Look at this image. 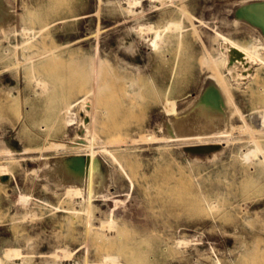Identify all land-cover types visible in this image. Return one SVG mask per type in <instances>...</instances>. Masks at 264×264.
I'll use <instances>...</instances> for the list:
<instances>
[{"label": "rangeland", "instance_id": "374dc122", "mask_svg": "<svg viewBox=\"0 0 264 264\" xmlns=\"http://www.w3.org/2000/svg\"><path fill=\"white\" fill-rule=\"evenodd\" d=\"M0 1V264H104V253L118 254V264L130 254L150 264H264L262 153L244 158L254 142L264 150L255 120L264 105V34L239 12L264 0ZM169 19L180 21L182 38L166 28ZM156 30L159 43L171 37L157 48ZM215 31L261 46L247 68L253 78L236 82L220 67L224 96L206 55ZM209 101L230 122L229 135L170 130L171 118ZM82 112L85 137L113 157L75 144ZM89 153L98 158L90 191L64 165ZM108 228L110 243L97 241L100 229L111 237ZM8 249L19 252L15 260Z\"/></svg>", "mask_w": 264, "mask_h": 264}, {"label": "bare ground", "instance_id": "6f19581e", "mask_svg": "<svg viewBox=\"0 0 264 264\" xmlns=\"http://www.w3.org/2000/svg\"><path fill=\"white\" fill-rule=\"evenodd\" d=\"M1 2V1H0ZM162 2V1H161ZM120 3H121V1H120ZM169 3V2H168ZM155 4V3H154ZM138 6V5H137ZM156 6V5H155ZM158 6V5H157ZM0 7H4L5 8V6H4V4H0ZM135 7V6H134ZM160 7H161V5H160ZM136 10V9H135ZM134 10V11H135ZM146 10V9H145ZM163 10V9H162ZM173 10V9H172ZM96 11H97V8H96ZM182 11L183 12H186V11H184V9L182 8ZM164 12V11H163ZM167 12V11H166ZM166 12H164V13H166ZM170 12H171V10H170ZM239 12L241 13V14H243V15H245L246 17H248L251 21H253V22H255V24H257L260 28H261V30H262V32H263V34H264V3H259V4H257V3H254V4H250V5H246V6H243L240 10H239ZM172 13H173V11H172ZM218 14V13H217ZM171 15V14H170ZM190 15V14H189ZM167 16V15H166ZM163 17H164V15H163ZM162 17V18H163ZM168 17V16H167ZM170 17H172V16H170ZM190 17H192V15H190ZM177 19V18H176ZM171 20L170 21V19H169V22H166V23H168L167 24V26H166V28L168 29V28H171V29H176V30H178V32L175 34V36H176V38H177V40L181 37L182 38V36H183V32H184V30L182 31V25H181V23H180V21H178V20ZM214 19V18H213ZM168 20V19H167ZM200 21V20H199ZM230 21V20H229ZM233 22V21H232ZM231 22V23H232ZM240 22V21H239ZM165 24V23H164ZM229 24V23H228ZM236 25L238 24V23H235ZM235 24H234V26H235ZM148 25V24H147ZM44 26H45V23H44ZM47 26V25H46ZM45 26V28H47ZM149 26H152V24L151 25H149ZM149 26H145V27H149ZM234 26H231V27H234ZM251 26V25H250ZM163 27H164V25H163ZM215 27V26H214ZM142 28H144L143 26H142ZM147 28L145 29V30H147ZM152 29H153V27H151ZM42 30L44 29V28H41ZM40 29V30H41ZM140 29H141V27H140ZM152 29H149V30H152ZM158 29V28H157ZM255 29V28H254ZM40 30H38L37 32H39ZM165 30V29H164ZM163 30V31H164ZM140 31H144V30H140ZM157 32H156V34H155V36H154V38H153V40H152V44H153V46L154 47H156L157 48V46H158V43H159V40H161V37H162V34H161V32H158V30H156ZM27 32V31H26ZM152 32V31H151ZM155 32V31H154ZM42 33V32H41ZM144 33V32H143ZM148 33V32H147ZM163 33V32H162ZM145 34V33H144ZM164 34H165V31H164ZM166 36H167V34H165ZM145 36V35H144ZM143 36V37H144ZM149 36V35H148ZM148 36H147V38H148ZM215 36H218V40H216V38H215ZM261 36V35H260ZM141 37V36H140ZM215 39L213 40V42L216 40V44L213 46V48H212V50L211 51H213V53H210V52H208V51H210V49L207 51L206 49V55L208 54V56H211V58H215V65H216V70H217V72H218V74H219V85L221 84V86L223 87V89H222V92L223 91H225V92H223L222 94H223V96H224V94L225 93H230V89H229V86H228V83H227V81L225 80V78H224V76L222 75V73H221V71H220V67L221 68H223V71L225 72H227L228 73V75L233 79V80H235L236 82H241L242 80H244V79H246V78H248V77H252V74H253V69L251 68L250 69V67H249V69H247L248 68V66H249V64L251 65V63H249L250 61L255 65V62H256V60L257 59H261L260 58V55H259V53H258V48H260L261 46H259L258 48H257V46H258V43H256V42H253V43H251L250 45H243V44H240V43H238V42H236L235 40H233V39H231V38H229V37H227V36H225V35H223L222 33H220V32H218V31H215V34H214V36H213ZM145 38V37H144ZM168 38V40H170L169 38H171L170 36H168L167 37ZM167 38H166V40H167ZM184 38V37H183ZM162 40H165V38L164 39H162ZM166 40L164 41V42H166ZM26 41V40H25ZM184 40L182 39L181 41H179V43H182ZM164 42H162V43H159V44H162V45H164L163 43ZM264 42V41H263ZM212 43V42H211ZM16 45V44H15ZM263 47V46H262ZM29 47H27V49H28ZM39 48V47H38ZM41 48V47H40ZM39 48V49H40ZM159 48H160V46H159ZM204 48V47H203ZM25 49V48H24ZM31 49V48H30ZM34 49V48H33ZM37 49V48H36ZM43 49V48H42ZM25 51V50H24ZM1 52H3V51H1ZM0 52V53H1ZM36 52H37V50H36ZM40 52V51H39ZM155 52H157V51H155ZM51 53V52H50ZM2 54H4V53H2ZM26 54H27V52H26ZM32 54H34V53H32ZM36 54V53H35ZM53 54V53H52ZM37 55V54H36ZM48 55H49V53H48ZM5 56V55H4ZM3 56V57H4ZM46 56V55H45ZM208 56H207V58H208ZM0 57H2V56H0ZM34 56H30V58H33ZM48 57V56H47ZM29 57L27 58V59H30ZM206 58V59H207ZM1 59H3V58H1ZM1 59H0V61H1ZM15 59V58H14ZM27 59H25L24 61H26ZM103 61H101V60H99V61H101V62H104L105 60L104 59H102ZM16 61V60H15ZM30 61H31V59H30ZM33 61V60H32ZM100 62V63H101ZM82 66H86V71L84 72V75H82V76H85V77H88V76H90L91 74H90V72H91V66L89 65V63L87 64H85V62H83V63H80ZM262 64H264V63H262ZM32 65V64H31ZM30 65V66H31ZM211 66H213L214 64H210ZM253 65V66H254ZM258 65V64H257ZM260 65V64H259ZM258 65V67L260 68V66ZM34 65H32V67H33ZM263 66V65H262ZM214 67V66H213ZM239 68V70L237 69V68ZM85 68V67H84ZM83 68V69H84ZM235 68L237 69V70H235ZM244 68V69H243ZM247 70H246V69ZM20 69H21V67H20ZM32 72V71H31ZM212 74V73H211ZM218 74H216L215 73V75H217L218 76ZM130 75V74H129ZM214 75V76H215ZM254 75V74H253ZM217 76H215L214 78H218ZM36 78V77H35ZM39 78V77H38ZM41 78V77H40ZM152 78V77H151ZM253 78V77H252ZM152 80H153V78H152ZM37 81V80H36ZM35 81V82H36ZM38 81H40V80H38ZM86 81H87V83H90V77H88V78H86ZM218 81V80H217ZM248 81V80H247ZM247 81H245V82H247ZM154 82V84H155V81H153ZM251 82V81H250ZM38 83H40V84H42L43 85V83L42 82H38ZM218 83V82H217ZM249 83V82H248ZM37 84V83H36ZM152 84V83H151ZM153 84V85H154ZM234 84V83H233ZM104 85V84H103ZM105 85H106V83H105ZM151 86V87H154V86ZM244 85V84H243ZM246 85V84H245ZM40 86V85H39ZM150 86V85H149ZM156 86V85H155ZM247 86H249V85H247ZM41 87V86H40ZM145 87H146V85H145ZM220 87V86H219ZM239 87V86H238ZM244 87V86H243ZM83 88V87H82ZM156 88V87H155ZM158 88V87H157ZM164 88V87H163ZM245 88H246V86H245ZM244 88V89H245ZM143 89V88H142ZM146 89H148L149 90V88H146ZM144 90H145V88H144ZM153 92V88H151L150 90H149V92H146V93H148V95L149 94H154L153 96L155 97V92L154 93H150V92ZM160 91V90H159ZM88 92H91L90 91V89H87V93ZM125 92L126 93H130V91L128 90V89H126L125 90ZM158 92V91H157ZM145 93V92H144ZM209 93V92H208ZM141 94V93H140ZM160 94V93H159ZM159 94H157L156 95V99L155 100H158L157 98V96H159ZM226 94V96H225V99L226 98H228L229 97V95H227ZM132 96L131 94H128L127 96ZM209 95V94H208ZM83 96H85V94L83 95ZM133 96H135V95H133ZM214 95L212 94V97H213ZM142 97H144V96H142ZM146 97V96H145ZM163 97V96H162ZM209 98H210V96H208ZM215 97V96H214ZM220 97V96H219ZM145 99V98H144ZM150 99V98H149ZM153 99V98H152ZM151 99V100H152ZM160 99V98H159ZM224 99V100H225ZM154 100V99H153ZM162 100V99H161ZM216 100V99H215ZM214 100V101H215ZM86 101V99H85V97H82L80 100H79V103L80 102H85ZM159 101V100H158ZM226 101V100H225ZM76 102V101H75ZM77 102H78V100H77ZM154 103V102H153ZM198 103V102H197ZM196 103V105H194V106H191V107H189V109H186L187 111L185 112H183V113H180V111H178L179 113H180V115H179V113L177 114V115H179V118H175V117H173L174 118V120H173V118H171V120L170 119H168V120H170V122L168 121V127L170 128V130L171 131H175L176 133H179L178 131H182V132H185V129H187L186 131H191L192 133H195V134H193V136L195 137V135L196 136H200V135H204L207 139L208 138H211V137H214V136H216L217 134H219V135H225V136H227V135H229L230 133H231V129H230V126H229V124L228 123H230V122H227L225 119H224V121L222 122L220 119H222L223 117H222V114L220 113V111L218 110V108L214 105V104H211L210 103V101L209 102H206L205 104H200V103H198L197 104ZM219 103V102H218ZM77 104V103H76ZM81 104V103H80ZM216 104H217V102H216ZM72 105V104H71ZM190 106V105H189ZM223 106V105H222ZM225 106V105H224ZM68 107V106H67ZM223 109V107H220V109ZM224 108H226V107H224ZM227 109V108H226ZM79 110V109H78ZM77 110V112H79ZM224 111V110H223ZM227 111V110H226ZM230 111V110H229ZM228 111V112H229ZM142 112V111H141ZM222 112V111H221ZM84 112H82V114H83ZM223 113V112H222ZM225 113V112H224ZM79 114V113H78ZM175 114V113H174ZM225 114H229V113H225ZM84 115V114H83ZM83 115H81V116H83ZM89 116V115H88ZM174 116V115H173ZM223 116H226V115H223ZM257 116V119H255V117ZM255 117H254V119L256 120V122H258V123H256V125H258V127L261 125V127H263L264 126V105H263V108L261 109V111L256 115ZM178 117V116H177ZM187 117V118H186ZM222 117V118H221ZM228 117V116H227ZM186 118V119H185ZM80 126H79V131H78V133H77V135H76V140H77V143H75L76 145L77 144H81V145H86L87 147H89L91 150H90V152H98V151H101V152H105V153H109L110 154V149L108 150V148H106V144H100L95 138H92V139H88V137H85V134H86V132H87V124L88 123H86V121H87V115H86V113H85V115L83 116V117H80ZM166 120V119H165ZM222 122V124H221V122ZM229 121V120H228ZM79 124V123H78ZM162 124V123H161ZM165 124V123H164ZM221 124V125H220ZM260 124V125H259ZM167 125V124H166ZM165 126V125H164ZM171 126V127H170ZM172 126L174 127V129L172 128ZM190 126V128H188ZM78 128V127H77ZM167 127H165L164 128V131H166V130H168V129H166ZM172 128V129H171ZM166 129V130H165ZM173 131V132H174ZM261 131V130H260ZM160 132V131H159ZM249 132V131H248ZM165 133V132H164ZM246 133V132H245ZM252 133V132H251ZM172 134V132H170V133H168V135H165V137L166 136H170ZM179 134H182V133H179ZM248 134V133H247ZM254 134V133H253ZM185 135V134H184ZM186 135L187 136H189L190 135V132H189V135L187 134V132H186ZM192 135V134H191ZM198 136V137H199ZM201 137V136H200ZM229 137H231V136H229ZM205 138V139H206ZM220 138V137H219ZM221 139H228L227 137H225V138H223L222 136H221V138L219 139V140H221ZM240 139V138H239ZM251 139H253V141H256L257 139L254 137H251ZM203 140V139H202ZM215 140H217V139H215ZM226 141V140H225ZM228 141V140H227ZM84 143V144H83ZM110 143V142H109ZM74 144V143H73ZM72 144V145H73ZM225 144V143H224ZM256 144H258V142H254V145H253V147H252V149L250 148V150H248V152L247 153H245V156H244V158L246 157V158H248L249 159V157H251V155H256V154H260V153H262V155L260 154V156H259V163L261 164H259L260 166H262V165H264V150H263V148L262 147H260L259 145H258V147H260L261 149H262V151L260 152V151H258V150H261L260 148L258 149V147H255V145ZM80 145V146H81ZM95 145H99V147H98V150H96L95 149ZM86 146H85V148H86ZM73 147V146H72ZM74 148H76V147H74ZM84 149V148H83ZM87 149L88 148H86L85 150L87 151ZM249 149V148H248ZM112 150V149H111ZM75 151V150H74ZM89 151V150H88ZM113 151V150H112ZM77 154V153H76ZM90 154V156H89V158H88V156H87V158H88V160L86 159V160H84L83 158H81V157H72L71 159H69V160H67V161H65L64 163V165H66V166H68V167H70L73 171H74V173L76 174H80V175H78V176H80V178L81 179H83V181L85 182V184H86V187L89 189L88 191H90V190H92V186H93V184H95L94 183V178L95 177H93L94 176V174L96 173V171L98 170V166H97V160H98V158H97V160H96V158H94V154L92 153V155H91V153H89ZM88 154V155H89ZM111 155H112V152H111ZM113 155H114V153H113ZM113 155H112V157H113ZM116 155V154H115ZM240 156V155H239ZM104 157H106V156H104ZM116 157H117V155H116ZM118 157H120V156H118ZM117 157V158H118ZM55 160V159H54ZM118 160H120L119 158H118ZM247 160V159H246ZM120 162H123V159H122V161H120ZM98 163H99V161H98ZM126 164V163H125ZM121 165V164H120ZM3 166H5V165H3ZM3 166L1 167L0 166V168H2L3 169ZM100 166V165H99ZM6 167V166H5ZM64 167V166H63ZM68 167H65V168H67L68 169ZM109 167V166H108ZM69 168V169H70ZM104 168V167H103ZM107 168V167H106ZM2 169H0V172H2L1 170ZM58 169V168H57ZM260 169V168H259ZM67 172V171H66ZM103 172V171H102ZM102 172H100V174L102 173ZM128 172V171H127ZM104 173V172H103ZM6 174V173H5ZM63 174H65V173H63ZM98 174V173H97ZM97 174H95V175H97ZM1 175V174H0ZM2 175H4V172H3V174ZM6 175H8V174H6ZM102 175V174H101ZM76 176V175H75ZM106 176V175H105ZM105 176H103L104 178H105ZM99 176H97V178H98ZM102 177V178H103ZM63 178V177H62ZM103 180V179H102ZM105 180V179H104ZM97 181V180H96ZM101 181V180H100ZM83 182V183H84ZM103 182V181H102ZM109 182V181H108ZM104 183V182H103ZM103 183H102V185H103ZM84 184V185H85ZM96 184H98V183H96ZM95 184V185H96ZM107 184V183H106ZM100 185V184H99ZM101 185V186H102ZM62 186V185H61ZM84 187V186H83ZM104 187H105V184H104ZM76 188V187H75ZM84 189V188H83ZM68 190V189H67ZM66 190V191H67ZM72 190V189H71ZM77 190V195H79L80 193V191H78V189H76ZM76 190H75V192H76ZM109 190V189H108ZM69 191V190H68ZM73 192V191H72ZM92 192V191H91ZM26 194V193H25ZM19 195H21V194H19ZM65 195H66V193H65ZM72 195V193L70 194V196ZM77 195H75L76 197H77ZM90 195H91V193H90ZM95 195V194H94ZM100 195H103V194H100ZM105 195V194H104ZM22 196V195H21ZM26 196V195H25ZM25 196H23V197H25ZM74 196V195H73ZM74 196V197H75ZM96 196V195H95ZM112 196V195H111ZM20 197V196H19ZM28 196H26V198H27ZM90 197V199L93 197V196H89V195H87V198H89ZM110 197V196H109ZM22 198V197H21ZM167 198V197H166ZM88 201H89V199H87ZM74 201V200H73ZM45 202V201H44ZM76 202H77V199H76ZM82 202V201H81ZM78 203V202H77ZM56 209L57 208H60V207H55ZM62 209V208H61ZM64 209V208H63ZM73 210V209H72ZM75 210V209H74ZM77 211V210H76ZM87 211V210H86ZM84 212V211H83ZM110 213V212H109ZM28 214V213H27ZM32 217H33V215H32ZM109 217V216H108ZM111 219H114V218H111ZM108 220V219H107ZM106 220V222H105V224L108 222ZM110 220V219H109ZM112 221H114V220H112ZM111 221V222H112ZM115 222V221H114ZM113 222V225L114 224H116V223H114ZM118 222V221H117ZM101 224H104V222H100V225ZM104 224V225H105ZM99 225V226H100ZM104 225H101L100 227H105ZM109 225L111 226V223H109ZM107 226H108V224H107ZM106 226V227H107ZM114 226H116V225H114ZM109 227V226H108ZM114 228V227H113ZM99 229V228H98ZM102 229V228H101ZM100 229V230H101ZM104 229V228H103ZM111 229V228H110ZM98 231L97 233H96V239H97V241L98 240H104V239H109L108 240V243H110L109 241H110V239L113 237L112 236V233L109 231V228H108V231L111 233V237H110V235L108 236L107 235V230L105 231L106 233H104L103 234V232H101V231ZM119 233H120V231H119ZM121 233H122V231H121ZM120 233V234H121ZM119 235V234H118ZM117 235V236H118ZM122 237V236H121ZM180 241V240H179ZM182 241V240H181ZM105 242V244H106V241H104ZM179 243V242H178ZM177 243V244H178ZM182 243H184V242H182ZM186 243V242H185ZM184 243V244H185ZM178 246V245H177ZM68 249V248H67ZM70 250V249H69ZM58 251V250H57ZM65 252H67L66 250H65ZM15 253H19L18 251H17V249H8L7 251H6V255H7V257L8 258H11V257H13L14 258V256H12L13 254H15ZM137 253H138V251H137ZM141 253H142V251H141ZM144 253V252H143ZM58 254L59 253H57L56 254V256H58ZM105 255H103L104 256V264H118V262H119V259H118V254H117V256H115L114 254L112 255V254H110V253H104ZM145 254V253H144ZM53 255V254H52ZM66 255V254H65ZM136 255V254H135ZM132 256V254H130V256L129 257H127V263L128 264H146L147 262H148V258L147 257H145V256H142V257H137V256ZM64 256V255H63ZM120 256V255H119ZM141 256V255H140ZM64 257H66V256H64ZM67 257H69V256H67ZM71 257V256H70ZM61 258H62V256H61ZM120 258V257H119ZM152 258V257H151ZM59 259H60V257H59ZM14 260H15V258H14ZM13 260V261H14ZM74 260V259H73ZM76 260V259H75ZM63 263V262H62ZM83 263V262H82ZM48 264H58L57 262H55L54 260H49L48 261ZM70 264H71V262H70ZM78 264V263H77ZM147 264H150V263H147Z\"/></svg>", "mask_w": 264, "mask_h": 264}]
</instances>
